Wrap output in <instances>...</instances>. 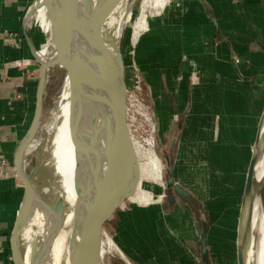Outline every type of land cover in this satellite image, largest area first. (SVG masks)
I'll list each match as a JSON object with an SVG mask.
<instances>
[{
    "label": "crops",
    "instance_id": "obj_1",
    "mask_svg": "<svg viewBox=\"0 0 264 264\" xmlns=\"http://www.w3.org/2000/svg\"><path fill=\"white\" fill-rule=\"evenodd\" d=\"M31 1L0 0V264H16L11 241L24 192L16 176L15 156L32 119L38 87V64L24 28ZM168 6L164 11L166 17L175 12L173 19L165 21L168 27L174 25V41H186L191 46L183 45L179 63L162 46L159 48L163 110L156 105L158 120L163 136L171 138L174 179L179 171L188 174L189 183L179 189L189 197L179 191L178 194L195 205L203 231L206 223L210 249L209 233L216 220L213 205L223 202L224 210L227 206L239 208L238 229L247 179L241 166L247 167L248 172L264 112V0H179ZM251 10L258 11V19H247L245 13ZM232 28H238V33H231ZM159 37L161 44L163 36ZM51 40L52 36L46 46L51 45ZM233 53L240 55L237 65L232 63ZM194 62L206 72L198 84L193 75ZM240 76L244 77L242 82ZM188 137L195 142L189 143ZM181 148L189 155L182 161ZM3 157L9 166L4 164ZM10 177L14 178L16 192L5 205ZM235 188L241 190L237 206H233L238 202ZM167 209L183 221L173 209ZM123 211L118 212L111 225L122 249L134 263L141 259L152 264L139 251L125 245L120 234ZM184 239L186 243L191 241L190 237ZM145 240L154 250L155 238L150 234ZM261 248L263 251L264 246Z\"/></svg>",
    "mask_w": 264,
    "mask_h": 264
},
{
    "label": "rangeland",
    "instance_id": "obj_2",
    "mask_svg": "<svg viewBox=\"0 0 264 264\" xmlns=\"http://www.w3.org/2000/svg\"><path fill=\"white\" fill-rule=\"evenodd\" d=\"M130 1H134V13H136L141 0ZM178 1L179 0H171V3H177ZM168 5L167 7H169ZM164 11L160 15H154L151 13L148 14L149 31L144 32L140 36L135 46H133L130 42L132 19L122 37L120 44V50L124 55L125 62V87L127 98V115L125 116L128 119L131 132L136 138L142 142H145L144 140L149 138L153 139L155 149L162 158L164 165L163 200L159 203L149 204L145 207L126 200L125 206H122L124 211L121 215L122 222L120 225V234L127 247L139 251L140 254L152 264H200L202 261L200 245L204 231L201 227L200 219L197 216L196 207L189 200H183L184 198L178 194L177 189L169 191L166 188L167 176L171 173L170 170L174 169V150L171 148V138L169 140L162 134V126L159 123L156 108L157 105L160 111L163 110V99L159 94V75L161 67V58L158 55L159 48L162 46L163 51L170 55L169 57H173L174 61L179 63L182 60L181 52H183V45L188 48L191 46V43L188 44L186 41L184 43L182 40H180L181 42L179 43L174 41V25L168 27L169 25L166 24L165 21L173 19L175 12H169L170 16L166 17ZM245 14L249 20L258 19L259 17L258 11H246ZM229 19H233V17ZM36 25L41 27L47 34L45 42L39 50L40 56L45 59L54 51L53 40L50 41V46H46L51 39V24L49 17L43 27L39 22ZM238 30V28H235L234 30L232 28L231 33H238ZM159 35L163 36L161 44L160 42L158 43V38L160 39ZM175 47H178V49ZM186 56L188 58L190 57L188 54H186ZM239 56L240 55H238V53L232 54V63L234 65L239 63ZM179 71L180 68L178 72ZM203 72L206 74L204 70L197 68L194 62L193 75L196 84L201 82L199 78L202 74H204ZM238 78L240 79V82L244 80V77L242 76ZM66 80L69 81L68 75H66V72L62 68L55 67L50 70L46 99L44 103V113L42 116V126L37 134V136L40 137L36 136L35 146L29 150L27 156L28 165H26L27 172H30L36 166L38 167V178H40L39 176L45 175L46 170L51 167L50 164L45 165V151L51 145L49 138L51 136L50 127L52 121L50 118L53 110L61 99ZM235 85L239 86L240 83ZM257 94L260 96L261 93L258 91ZM258 110H260V108ZM89 120L90 107L88 111L86 134L92 135V133L96 130V124L93 125ZM44 132L47 133L45 134ZM187 141L189 143L191 141L195 142L194 140L190 141L189 137ZM253 143L250 148V153L252 151ZM37 145L40 146L38 147ZM188 156L189 155L186 153L184 148H181L179 151V159L181 161L186 160ZM2 161H4V164L6 165L9 164L7 159L4 157ZM241 170L243 171L242 174L246 176L247 167L242 165ZM215 175H217V173H215ZM187 176V173L178 172L176 175L178 188H181L182 184L189 183ZM109 178L110 175L104 171L94 180L96 182L92 181L89 185H87L85 204L87 196L91 191H93L94 193H91L87 198V204L96 217L102 222L105 230L111 234V225L115 214H112L114 199L108 186V184L110 185ZM9 180L10 183L7 185V196L4 198L5 205L6 202H10L9 200H11V195L16 192L14 187V178L10 177ZM105 181H107L108 184L104 183ZM102 183L104 184L101 185ZM155 187V193L158 194L160 188L157 184H155ZM233 190V192H236L235 199L237 198L238 200L237 203H233V206H237L241 200V190L237 188ZM22 191L24 192V189H22ZM171 195L175 196L172 197V202L169 200V196ZM261 197L264 204V184L261 189ZM226 201L228 202L229 199H226ZM175 203L177 208L174 209ZM165 205L167 208L173 209L175 213L182 217L185 224L176 214L167 209ZM255 208L258 209V213L253 237L254 258L256 264H264V250H261L263 249L261 248L262 245L264 246V218L259 211L257 203ZM213 209V217L216 220L212 231L209 233V242L211 247L209 246L210 249H208V254L210 263L238 264L236 227L239 208L237 209L227 206L224 210V203L221 202L213 205ZM9 212V209L6 208V213L10 214ZM150 234L152 235V238H155L152 245L154 246L152 247L154 250H151L150 243L145 240ZM189 237L191 238V241L186 243L184 238L188 239ZM131 262L132 264H146L141 259H139V261L137 260L136 263L133 261ZM103 264L126 263L119 256L111 255L107 257L106 255Z\"/></svg>",
    "mask_w": 264,
    "mask_h": 264
},
{
    "label": "bare ground",
    "instance_id": "obj_3",
    "mask_svg": "<svg viewBox=\"0 0 264 264\" xmlns=\"http://www.w3.org/2000/svg\"><path fill=\"white\" fill-rule=\"evenodd\" d=\"M133 2L122 0L108 19L107 33L114 47L120 46L122 37L132 19L130 42L135 46L140 36L149 31L148 14L160 15L171 0H141L136 13H134ZM32 17L36 24L39 22L43 27L48 14L43 6L38 5ZM122 58L124 61L123 53ZM115 79V68L107 60H102L72 100H70L69 81L66 80L61 99L50 118L52 121L51 136L48 138L51 145L46 151L44 150L46 152L45 165H51L52 175L47 187L40 189V194L46 201L55 199L58 202L57 221L48 219L47 212L39 206L28 219L22 198L11 241L13 259L16 264H64L69 256L71 228L79 207L91 229L98 236L103 235L102 255L120 253L115 241L87 204V198L94 193L93 191L87 196L85 204L87 185L104 171L110 175V185L107 181L104 183L108 184L113 199L124 187V160L118 148V137L122 131L118 128L116 119L126 117L127 110L125 112L122 104L114 100ZM89 107V121L93 125L96 124V130L92 135L86 134ZM131 134L140 163V172H136L131 194L124 199L123 206L126 200L144 207L159 203L164 197L162 158L157 153L152 138L142 142L132 132ZM34 146L35 142L32 143L30 149ZM170 177L171 173L166 179V188L169 191L178 188L175 179L173 185L170 183ZM262 182H264V153L256 166V184L259 185ZM155 184L160 188L158 194L155 193ZM256 203L264 218V204L259 194L256 197L255 206ZM257 210L254 209L253 233L248 246L247 264H256L253 237ZM56 228H58L57 235L53 239L51 248L48 249L47 242Z\"/></svg>",
    "mask_w": 264,
    "mask_h": 264
},
{
    "label": "water",
    "instance_id": "obj_4",
    "mask_svg": "<svg viewBox=\"0 0 264 264\" xmlns=\"http://www.w3.org/2000/svg\"><path fill=\"white\" fill-rule=\"evenodd\" d=\"M122 0H32L25 14V35L34 59L38 64V87L35 108L30 124L18 143L15 156V171L22 189H24L23 205L26 215L32 217L37 206L47 212V218L56 220L59 212L58 202L45 200L40 189L47 187L52 175L49 167L45 175L38 178V167L27 172V156L30 147L42 126L44 103L50 70L62 68L68 75L70 100L79 92L87 78L98 63L107 60L116 70L114 85V100L121 103L127 110L126 87L124 78V61L120 46L114 47L107 33V22ZM43 6L51 24V36L54 51L47 58L39 55L47 34L35 24L33 14L37 6ZM118 128L122 131L118 137L119 154L123 157L125 180L122 191L113 201L112 214L115 216L123 209L124 199L131 194L134 176L140 172V163L132 138L127 117L116 119ZM264 112L260 121L258 135L254 144L253 154L247 172L237 231L238 264H247V252L253 233V217L257 195H261L264 184H256V166L264 153ZM170 183L174 184V174L171 169ZM23 182V184L21 183ZM180 194L186 195L177 188ZM189 197V196H188ZM172 200V197L169 196ZM57 221V220H56ZM115 221V217L113 223ZM59 226V225H58ZM59 228V227H58ZM58 228L54 230L47 242L51 248ZM115 241L120 253L109 254L119 256L126 264H132L122 249L114 230L109 234ZM102 237L98 236L88 224L80 207L72 224L69 256L64 264H103L106 255H102ZM202 261L200 264H211L208 254V230L204 224L201 242Z\"/></svg>",
    "mask_w": 264,
    "mask_h": 264
},
{
    "label": "flooded vegetation",
    "instance_id": "obj_5",
    "mask_svg": "<svg viewBox=\"0 0 264 264\" xmlns=\"http://www.w3.org/2000/svg\"><path fill=\"white\" fill-rule=\"evenodd\" d=\"M171 197H175L174 195H171Z\"/></svg>",
    "mask_w": 264,
    "mask_h": 264
}]
</instances>
